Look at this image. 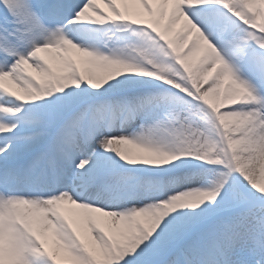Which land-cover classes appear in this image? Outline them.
Instances as JSON below:
<instances>
[{
  "label": "snow or ice",
  "instance_id": "1",
  "mask_svg": "<svg viewBox=\"0 0 264 264\" xmlns=\"http://www.w3.org/2000/svg\"><path fill=\"white\" fill-rule=\"evenodd\" d=\"M0 264H264V0H0Z\"/></svg>",
  "mask_w": 264,
  "mask_h": 264
},
{
  "label": "bare ground",
  "instance_id": "2",
  "mask_svg": "<svg viewBox=\"0 0 264 264\" xmlns=\"http://www.w3.org/2000/svg\"><path fill=\"white\" fill-rule=\"evenodd\" d=\"M100 6L102 8H104L106 11L110 12V9L107 8L106 4L101 3ZM121 7H123V5H121ZM170 8H171V5H169V10H170ZM145 18H147V17H145ZM179 27H180V25H176V29H179ZM170 35H174V32L170 33ZM46 55H49L50 58H51V54H46ZM68 55L71 56L72 58L77 59L78 61H80L82 68H84V67L90 68L98 76H103L107 72V69L105 67H103L102 65H100V64H88V63H86V58L84 57V54L80 53L78 50L70 49V50H68ZM53 63L58 65L59 61L54 59ZM62 207L64 209H66V210L74 208L73 205L67 206L66 203H64L62 205ZM48 236L46 237V240H47L48 244L50 246H52V247H55L54 237L52 236L50 238ZM61 255H62V250H61Z\"/></svg>",
  "mask_w": 264,
  "mask_h": 264
},
{
  "label": "rangeland",
  "instance_id": "3",
  "mask_svg": "<svg viewBox=\"0 0 264 264\" xmlns=\"http://www.w3.org/2000/svg\"><path fill=\"white\" fill-rule=\"evenodd\" d=\"M66 205L70 206V204H68V203H66ZM48 235H49L48 237H50V238L52 237V235L50 233Z\"/></svg>",
  "mask_w": 264,
  "mask_h": 264
}]
</instances>
